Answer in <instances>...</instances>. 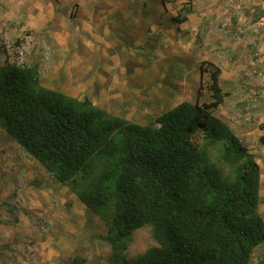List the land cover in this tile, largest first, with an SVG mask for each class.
Listing matches in <instances>:
<instances>
[{
	"label": "rangeland",
	"instance_id": "1",
	"mask_svg": "<svg viewBox=\"0 0 264 264\" xmlns=\"http://www.w3.org/2000/svg\"><path fill=\"white\" fill-rule=\"evenodd\" d=\"M7 60L37 61L43 84L141 124L209 103L216 64L225 97L213 111L257 155L264 217V0H0ZM115 212L101 218L0 126V264H115ZM155 245L146 224L122 254ZM249 264H264V246Z\"/></svg>",
	"mask_w": 264,
	"mask_h": 264
},
{
	"label": "trees",
	"instance_id": "2",
	"mask_svg": "<svg viewBox=\"0 0 264 264\" xmlns=\"http://www.w3.org/2000/svg\"><path fill=\"white\" fill-rule=\"evenodd\" d=\"M207 71L209 103L182 101L141 124L43 84L37 61L7 60L0 126L101 218L115 206L106 222L115 264H249L264 246L261 166L214 114L225 97L221 68ZM146 224L159 245L126 258Z\"/></svg>",
	"mask_w": 264,
	"mask_h": 264
},
{
	"label": "clouds",
	"instance_id": "3",
	"mask_svg": "<svg viewBox=\"0 0 264 264\" xmlns=\"http://www.w3.org/2000/svg\"><path fill=\"white\" fill-rule=\"evenodd\" d=\"M179 104V103H178ZM98 106V105H97ZM176 106V105H175ZM174 107V106H173Z\"/></svg>",
	"mask_w": 264,
	"mask_h": 264
}]
</instances>
